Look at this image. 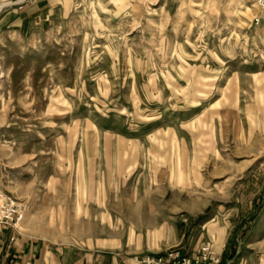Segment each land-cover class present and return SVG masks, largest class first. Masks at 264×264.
<instances>
[{
  "label": "rangeland",
  "instance_id": "1",
  "mask_svg": "<svg viewBox=\"0 0 264 264\" xmlns=\"http://www.w3.org/2000/svg\"><path fill=\"white\" fill-rule=\"evenodd\" d=\"M257 13L255 0H0L15 235L117 262L208 243L221 264H264Z\"/></svg>",
  "mask_w": 264,
  "mask_h": 264
},
{
  "label": "crops",
  "instance_id": "2",
  "mask_svg": "<svg viewBox=\"0 0 264 264\" xmlns=\"http://www.w3.org/2000/svg\"><path fill=\"white\" fill-rule=\"evenodd\" d=\"M17 235V234H16ZM10 226L0 229V264H105L103 252L72 251L64 248H50L40 241H33L20 235ZM13 237V238H12ZM109 261L107 264H139L135 259ZM117 262V263H116Z\"/></svg>",
  "mask_w": 264,
  "mask_h": 264
},
{
  "label": "built area",
  "instance_id": "3",
  "mask_svg": "<svg viewBox=\"0 0 264 264\" xmlns=\"http://www.w3.org/2000/svg\"><path fill=\"white\" fill-rule=\"evenodd\" d=\"M32 1V0H26ZM258 13L254 21L264 24V0H255ZM25 205L12 195L0 192V229L2 226L17 228L24 217ZM13 238V237H12ZM139 264H221V256L208 243L193 250L174 246L152 254L137 257Z\"/></svg>",
  "mask_w": 264,
  "mask_h": 264
},
{
  "label": "bare ground",
  "instance_id": "4",
  "mask_svg": "<svg viewBox=\"0 0 264 264\" xmlns=\"http://www.w3.org/2000/svg\"><path fill=\"white\" fill-rule=\"evenodd\" d=\"M23 1V0H22Z\"/></svg>",
  "mask_w": 264,
  "mask_h": 264
}]
</instances>
